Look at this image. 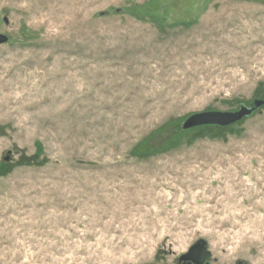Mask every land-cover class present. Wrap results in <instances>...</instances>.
Listing matches in <instances>:
<instances>
[{
	"label": "rangeland",
	"instance_id": "1",
	"mask_svg": "<svg viewBox=\"0 0 264 264\" xmlns=\"http://www.w3.org/2000/svg\"><path fill=\"white\" fill-rule=\"evenodd\" d=\"M7 18V23L2 20ZM0 264H264V0H0Z\"/></svg>",
	"mask_w": 264,
	"mask_h": 264
},
{
	"label": "water",
	"instance_id": "2",
	"mask_svg": "<svg viewBox=\"0 0 264 264\" xmlns=\"http://www.w3.org/2000/svg\"><path fill=\"white\" fill-rule=\"evenodd\" d=\"M2 20L7 23L6 17H2ZM6 41V35L0 33V44ZM263 104V99L256 97L249 105L240 104L239 108L235 111H203L193 113L183 121L181 127L182 129H188L208 124L227 126L245 117H250ZM210 257L211 253L207 249L206 242L199 239L185 253L179 255L178 264H208L207 260Z\"/></svg>",
	"mask_w": 264,
	"mask_h": 264
}]
</instances>
